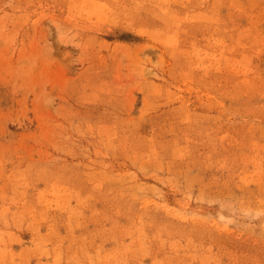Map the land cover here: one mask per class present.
Instances as JSON below:
<instances>
[{
    "label": "rangeland",
    "instance_id": "obj_1",
    "mask_svg": "<svg viewBox=\"0 0 264 264\" xmlns=\"http://www.w3.org/2000/svg\"><path fill=\"white\" fill-rule=\"evenodd\" d=\"M0 264H264V0H0Z\"/></svg>",
    "mask_w": 264,
    "mask_h": 264
}]
</instances>
